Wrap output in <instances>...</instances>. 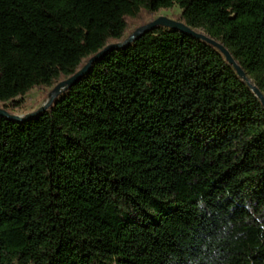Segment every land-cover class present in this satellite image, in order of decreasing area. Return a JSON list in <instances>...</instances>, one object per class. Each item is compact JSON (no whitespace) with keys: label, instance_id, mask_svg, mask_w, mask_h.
Returning <instances> with one entry per match:
<instances>
[{"label":"trees","instance_id":"trees-1","mask_svg":"<svg viewBox=\"0 0 264 264\" xmlns=\"http://www.w3.org/2000/svg\"><path fill=\"white\" fill-rule=\"evenodd\" d=\"M174 7L264 95V0H0V108ZM0 264H264L263 103L158 27L37 117L0 115Z\"/></svg>","mask_w":264,"mask_h":264},{"label":"water","instance_id":"water-1","mask_svg":"<svg viewBox=\"0 0 264 264\" xmlns=\"http://www.w3.org/2000/svg\"><path fill=\"white\" fill-rule=\"evenodd\" d=\"M162 27V28H167V29H173L177 30L180 32H184L196 39L202 40L207 42L208 44L214 46L216 49H218L226 58L227 62L236 70L237 74L239 77H241L247 84L248 86L252 89L253 93L255 96L263 103L264 105V95L258 88L249 80L248 76L246 73L239 67L237 62L234 60L230 52L224 48L220 43L217 41L210 39L208 36H206L203 32L194 30L187 25H185L182 22H179L174 19H169L167 17H159L155 19L154 21H151L139 28H137L127 39L124 41H120L117 43H113L108 45L106 48H104L102 51H100L98 54L93 56L87 64L79 70L76 74L71 76L70 78L61 81L58 83L49 93V99L48 102L41 107L39 110H37L34 113L28 114L24 117H20L14 114L9 113L3 108H0V115L3 117H6L7 119L14 121V122H19V123H25L27 120H30L32 118L37 117L44 111H46L52 104L53 102L60 96L62 95L68 88L74 86L76 83H78L82 78H84L92 69V66L94 63L100 61L103 59L108 53L114 51V50H122L139 40L143 35L146 33L151 32L155 28Z\"/></svg>","mask_w":264,"mask_h":264},{"label":"rangeland","instance_id":"rangeland-1","mask_svg":"<svg viewBox=\"0 0 264 264\" xmlns=\"http://www.w3.org/2000/svg\"><path fill=\"white\" fill-rule=\"evenodd\" d=\"M179 14H180V9L178 7H174L171 10L162 11L154 15L151 19L148 20L147 23L154 21L155 19L162 16L175 20L176 16H178ZM135 30L136 29L131 28L120 41H124L125 39H127ZM53 88L54 86L41 90L36 89L32 91L30 94H28L26 97H24L23 99L20 98L17 99V101H21L23 103V107L21 109H16L14 111H11L10 113L20 117H24L28 114L36 112L48 102L49 93ZM7 105H9V103Z\"/></svg>","mask_w":264,"mask_h":264}]
</instances>
